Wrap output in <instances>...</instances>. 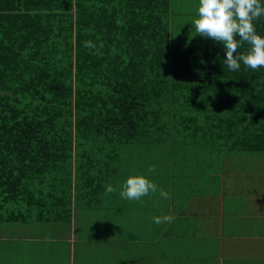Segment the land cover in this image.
<instances>
[{
	"label": "trees",
	"instance_id": "trees-1",
	"mask_svg": "<svg viewBox=\"0 0 264 264\" xmlns=\"http://www.w3.org/2000/svg\"><path fill=\"white\" fill-rule=\"evenodd\" d=\"M169 17L170 0H0V222L68 223L135 141L264 151V67L172 45Z\"/></svg>",
	"mask_w": 264,
	"mask_h": 264
},
{
	"label": "crops",
	"instance_id": "crops-1",
	"mask_svg": "<svg viewBox=\"0 0 264 264\" xmlns=\"http://www.w3.org/2000/svg\"><path fill=\"white\" fill-rule=\"evenodd\" d=\"M122 148L99 199L91 206L73 203L68 223L34 214L0 222V264H264V151L231 152L192 140ZM139 158L145 162L132 164ZM153 165L149 178L171 198L157 192L136 207L128 204L119 195L122 185L131 175H148ZM109 184L117 191L105 195ZM106 197L120 202L108 208L116 224L89 213L93 208L103 216ZM167 214L171 222H153ZM81 221L85 237L77 230Z\"/></svg>",
	"mask_w": 264,
	"mask_h": 264
},
{
	"label": "clouds",
	"instance_id": "clouds-1",
	"mask_svg": "<svg viewBox=\"0 0 264 264\" xmlns=\"http://www.w3.org/2000/svg\"><path fill=\"white\" fill-rule=\"evenodd\" d=\"M264 17L262 0H199L198 18L194 20L197 34L222 42L226 49L224 65L231 71H238L241 63L252 71L264 67V35L257 33L255 22ZM247 44L246 51L240 49ZM85 47L99 48L91 40ZM103 47L101 43L100 48ZM155 166L148 168V175L136 174L127 178L119 195L127 200H141L145 196L159 193V197L170 199V192L160 188L149 176L155 173ZM111 184L107 185L105 195L116 192ZM174 219L171 214L153 217L155 224L169 223Z\"/></svg>",
	"mask_w": 264,
	"mask_h": 264
},
{
	"label": "rangeland",
	"instance_id": "rangeland-1",
	"mask_svg": "<svg viewBox=\"0 0 264 264\" xmlns=\"http://www.w3.org/2000/svg\"><path fill=\"white\" fill-rule=\"evenodd\" d=\"M198 7H199V0H170V42L172 45H200V46H221L223 45L222 42H217L212 38H206L203 37L199 34L196 33L195 27H194V20L198 18ZM206 148V147H205ZM207 149V148H206ZM93 150V149H90ZM94 150H97L94 148ZM165 149H157L158 152H163ZM145 161H141V159H137L134 163L132 164H141L144 163ZM124 163H129L128 161H125ZM126 202L132 206L136 207V202L137 200H126ZM106 204V207L104 209V215L102 216L103 211L100 212H95L93 208H91V211L89 213L93 212L95 213L96 218L101 220L108 219L109 217V212L108 208L112 206L118 205L120 202L117 200L115 201H108V197H106V201H104ZM21 210H15V214H19L20 212L25 211L22 210L23 207L26 205L24 202L21 204ZM17 208L19 206H16ZM12 208H2L0 210V213L2 215H9V212L11 211ZM112 214V213H110ZM109 220V219H108ZM111 220V221H110ZM110 223L116 224V221L112 219V215L110 218ZM11 221V220H8ZM13 222H7L8 225L12 224ZM19 223V222H18ZM80 226L77 228L79 230V235L80 236H87V226L85 221H81ZM0 227H3L0 226ZM115 231V230H114ZM117 233V232H116ZM118 234V233H117ZM97 235V233H96ZM81 237V238H83Z\"/></svg>",
	"mask_w": 264,
	"mask_h": 264
}]
</instances>
